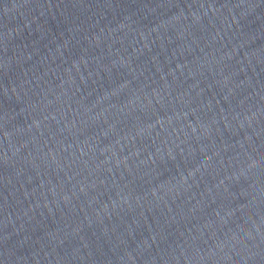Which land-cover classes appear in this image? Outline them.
<instances>
[{"label": "water", "instance_id": "1", "mask_svg": "<svg viewBox=\"0 0 264 264\" xmlns=\"http://www.w3.org/2000/svg\"><path fill=\"white\" fill-rule=\"evenodd\" d=\"M0 264H264V0H0Z\"/></svg>", "mask_w": 264, "mask_h": 264}]
</instances>
